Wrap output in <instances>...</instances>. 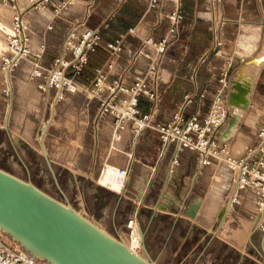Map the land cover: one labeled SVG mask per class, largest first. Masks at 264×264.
Listing matches in <instances>:
<instances>
[{"label": "crops", "instance_id": "0c3cea01", "mask_svg": "<svg viewBox=\"0 0 264 264\" xmlns=\"http://www.w3.org/2000/svg\"><path fill=\"white\" fill-rule=\"evenodd\" d=\"M37 1L19 0L21 7L26 9V17L31 24V45L37 48L41 43L47 44L45 64L50 65L54 56L64 52L63 43L69 26L73 20L80 18L86 0H80L70 13L57 19H53L50 8L33 7ZM148 1L97 0L89 24L91 27L100 28L102 41L100 49L86 68L81 83L85 86L91 85L96 69L99 67L109 70L111 79L123 76L126 82L144 73L148 68V60L142 55H137L143 41L150 36L158 39L166 34L169 22L162 20L164 13L181 5L186 12V19L177 40L169 47L167 58L162 62L160 81L162 100L153 118V125L169 121L173 114L183 107L187 95L198 96L209 84H211V91L207 97V105L202 107L203 114L208 111L217 91L222 92L233 107L240 105L247 108L249 103L253 102L251 93L256 88L261 73L264 72V65L255 80L253 90L250 91V84L239 78V72L256 54L245 56L242 46L244 54H236L241 64L236 65L237 69L231 78V87L225 94L223 87L224 74L227 72L225 56H216L213 52H209L213 27L212 14L221 12L220 15L223 17L221 28L226 40L233 39L243 26L255 24L256 20H260L258 21L261 23L258 25L261 26L258 27L260 32L256 33H258L257 38L260 37L259 41L264 43V0H163L161 8L152 11L147 9ZM10 17V10L0 3V37H3V29L9 25ZM51 22L54 27L48 29ZM130 28H136V32L129 33ZM123 33L127 34L123 54L114 62L113 67L108 69L111 54L106 49V44L116 40ZM194 68H197L196 74L193 71ZM236 85L240 88H236ZM39 92L42 94L40 90ZM83 96L88 98L87 107L83 111L84 119L81 120L79 117L72 128H84L82 144H79V147L86 146L88 150H93L92 159L89 161L92 177H96L99 172L98 166L101 165L113 164L121 169L127 168L128 177L122 191L124 194L121 195L133 202L135 211L140 214L142 221H144L143 213L148 211L151 212L149 224H152L153 228L168 226L171 229L168 238L178 237L180 240L193 238L196 235L195 230L199 229L203 232L201 231L198 237H204L207 233L206 224H201L202 222L195 219L197 216L194 218L187 215V212L191 204L199 202L198 215L207 199L202 193L205 192L201 181L203 175L210 170L226 175L227 168L220 163L224 167L215 168L213 164L201 169L198 153L195 151H184L180 155L179 163L173 165L174 150L172 147L163 149L159 134L154 127L145 128L139 134H135L130 123L122 131L121 139L114 142L113 119L107 117L99 126L101 129L98 136H93L92 128H94L97 102L83 93L68 94L64 101L55 106V112L63 110L64 106L74 107L79 97ZM141 104L148 106L145 102ZM45 105V109L42 108L41 112L46 118V96ZM198 105L197 100L189 104L187 113L198 110ZM10 109L12 110V106L10 107L9 103L8 116ZM234 116L231 112L228 122L220 131V145L226 142L228 147L232 141L230 121ZM229 174L231 179L230 171Z\"/></svg>", "mask_w": 264, "mask_h": 264}, {"label": "rangeland", "instance_id": "374dc122", "mask_svg": "<svg viewBox=\"0 0 264 264\" xmlns=\"http://www.w3.org/2000/svg\"><path fill=\"white\" fill-rule=\"evenodd\" d=\"M220 14L219 11L213 13L211 23L222 19ZM256 21L255 24L243 26L233 39L224 40L222 56H225L227 69L223 85L225 94L231 87L236 65L241 64L236 54H244L241 52L244 51L242 42H247L252 34L260 32V20ZM259 38L258 36L254 43L264 49V43ZM7 52L6 40L1 36L0 60ZM31 70L32 64L29 61H24L18 68L12 78L14 96L11 100L12 94L5 87V76L0 69V168L26 181H32L40 189L63 202L71 203L80 213L121 239L123 232L127 233L132 229L127 226L128 221L133 217L138 218V226L149 252L146 255L157 264H264V233L256 226L258 205L254 194L251 191L244 193L241 203L235 205L234 213L225 215V205L233 184L226 159L222 158L218 163H213L215 168L225 166L226 175L210 170L201 180L205 190L202 193L207 199H215L211 213L212 223L206 225L209 227L206 235L198 237L202 231L199 229L195 230L196 235L193 238H168L171 231L168 226L153 228L149 224L151 212H144L142 221L133 202L128 197H122L123 192L112 191L97 183L105 165L98 166L99 172L96 177H92L89 161L92 159L93 150H88L86 146L79 147L82 144L84 128H72L79 117L84 119L83 111L88 101L86 96L79 97L74 107L64 106L63 110L55 112L54 121L42 139V125L51 116L52 96H46L45 118L41 112L46 106L45 95L39 92L37 84L30 78ZM251 98L253 102L249 103L245 115L238 121L235 130L237 133L231 138L230 144L228 142L224 157L243 152L254 142L264 123V72L261 73ZM10 100L12 110L10 109L8 116ZM224 102L229 103L226 97ZM254 120L260 124H254ZM92 135L95 136L94 128ZM42 141L49 160L45 151H41ZM217 149L221 151L222 147Z\"/></svg>", "mask_w": 264, "mask_h": 264}, {"label": "built area", "instance_id": "2783aa9c", "mask_svg": "<svg viewBox=\"0 0 264 264\" xmlns=\"http://www.w3.org/2000/svg\"><path fill=\"white\" fill-rule=\"evenodd\" d=\"M79 1L38 0L33 7L50 8L53 19H57L70 13ZM96 2L97 0H86L80 18L73 20L69 26L63 43L64 52L54 56L51 64L46 65L47 44L41 43L37 48L32 47V28L26 17V9L21 7L19 0H0V3L11 12L10 23L3 29L8 52L2 57L1 71L10 80L22 63L29 61L32 64L30 78L37 83L38 89L45 96H52V106L64 101L68 94L83 93L90 96L91 100H96L95 137L99 134L101 122L111 117L114 142L121 139L122 131L130 123L135 134H139L145 128L154 127L159 134L163 149L173 148V165L179 163L180 155L184 151L198 153L201 169L213 165L219 159H226L233 183L228 197L229 202L235 194L234 204L238 205L243 194L251 191L258 205L256 226L264 233V124L258 130L254 142L243 152L224 157L227 143L220 145V131L228 122L231 109L227 106L228 103L224 102L223 93L217 91L208 111L202 113V107L207 105V97L211 91L209 84L198 96L187 95L183 107L175 112L169 121L153 125V118L162 100L160 91L162 62L167 58L169 47L177 40L185 22L184 8L178 5L164 13L162 20L169 22L166 34L158 39L150 36L143 41L137 55H142L148 60V68L144 73L126 82L123 76L111 79L109 70L99 67L96 69L92 84L85 86L81 83V78L92 62L93 56L100 49L102 41L100 28L91 27L89 24ZM162 3L163 0H149L147 9L149 11L159 9ZM53 27L51 22L48 29ZM135 32L136 28L129 29V33ZM126 39L127 34L123 33L116 40L106 44V49L111 54L108 69H111L114 62L121 58ZM224 40L220 18L213 22L209 52L222 56ZM193 71L196 74L197 68ZM195 100L199 104L198 110L187 113V106ZM142 102L148 106H143ZM219 146L222 147L221 151L217 149ZM120 172L127 176L128 169L120 168ZM0 264L47 263L31 255L16 242L8 240L0 231Z\"/></svg>", "mask_w": 264, "mask_h": 264}, {"label": "water", "instance_id": "95a60500", "mask_svg": "<svg viewBox=\"0 0 264 264\" xmlns=\"http://www.w3.org/2000/svg\"><path fill=\"white\" fill-rule=\"evenodd\" d=\"M236 123L234 116L230 125ZM41 144L45 148L43 141ZM45 156L49 160L46 151ZM197 207V203L191 204L187 215L194 217ZM0 230L47 264H157L132 251L121 237L102 228L71 203L2 168Z\"/></svg>", "mask_w": 264, "mask_h": 264}, {"label": "bare ground", "instance_id": "6f19581e", "mask_svg": "<svg viewBox=\"0 0 264 264\" xmlns=\"http://www.w3.org/2000/svg\"><path fill=\"white\" fill-rule=\"evenodd\" d=\"M256 39H258L257 33L252 34L247 42L242 43V46L245 50V56H251L252 54H256V56L253 57L252 60H250L239 72V78L246 80L247 83L250 84V86H249L250 91L253 90L255 80L257 79V77H258V75H259V73H260V71L264 65V61H263L264 49H257L258 46H256L254 43V41ZM257 50H258V52H257ZM241 52H244V51H241ZM237 55H239V54H237ZM4 76H5V82H6L5 87L7 88L9 93L11 92V94H12L11 100H12V97H13V79L12 78L13 77H11V79L8 80L6 74H4ZM236 88H240L239 85H236ZM11 100H10V107H11ZM227 106L230 107L232 114H234L237 117L238 121L246 113L245 110L247 108H245L244 106L235 105L233 107V104L231 102H229L227 104ZM55 109H56L55 106H53L51 108L50 118L48 120H46L42 125V129H43L42 130L43 131L42 139L45 137V135L48 132L49 127L51 126V124L54 121ZM254 124L259 125L260 123H258V121H256V120H254ZM237 125H238V123H236L232 126V130L230 131L232 137L235 135V132L237 133V131H235V130H237V128H236ZM43 150L47 152L46 147L45 148L41 147L42 152H44ZM127 177L128 176L121 174L120 168L118 166L113 165V164H107L105 166V168L103 169L101 175L98 177L97 183L103 187H106V188L112 190V191L122 192L124 190L125 183L127 181ZM234 197H235V194L233 197H231L230 202H229V199L226 202V205H225L226 206L225 207L226 208L225 209V215L226 216L233 214L235 209H236L235 204H234ZM197 204H198V207H197V211H198L200 208V204H199V202ZM214 205H215V199H211V198L206 199L201 210L199 211V214L197 215V211H196V215L194 216V218L197 216L195 219L198 220L199 222H202L201 224L204 223L206 225H211V223H212L211 222V218H212L211 213L213 211ZM128 226H130L132 229L130 232H127V233L123 232L122 233V235H121L122 240L124 241V243L127 244V246H129V248L132 251H134L135 253L142 255L148 259L147 255H146L148 251H147V248H146L145 243H144L143 234H142V232L138 226L137 219L135 217H133L128 222ZM207 228H209V227H207ZM1 233L8 240H11L9 238V236L4 234L2 231H1ZM19 246H21V245H19Z\"/></svg>", "mask_w": 264, "mask_h": 264}]
</instances>
